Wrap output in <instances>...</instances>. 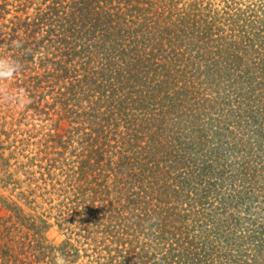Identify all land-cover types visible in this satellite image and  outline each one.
<instances>
[{"label": "rangeland", "instance_id": "rangeland-1", "mask_svg": "<svg viewBox=\"0 0 264 264\" xmlns=\"http://www.w3.org/2000/svg\"><path fill=\"white\" fill-rule=\"evenodd\" d=\"M217 5L221 0H0V60L18 64L13 77L0 78V264H57L59 256L67 264H140L152 205L171 175L154 163L151 140L122 131L128 69L117 46L100 50L94 19L101 9L121 11L114 29H127L115 43L122 46L140 34L129 36L132 27L147 28L154 41L153 32L169 27L163 34L170 35L190 13ZM167 52L147 57L166 75L162 86L175 77ZM197 81L211 93L204 74ZM110 86L121 92L109 98ZM136 216L141 226L130 235L140 243L127 235Z\"/></svg>", "mask_w": 264, "mask_h": 264}, {"label": "trees", "instance_id": "trees-1", "mask_svg": "<svg viewBox=\"0 0 264 264\" xmlns=\"http://www.w3.org/2000/svg\"><path fill=\"white\" fill-rule=\"evenodd\" d=\"M261 1L221 0L222 5L206 14L192 12L191 21L171 26L170 35L163 34L169 27L153 32L154 41L148 40L153 34L147 28L132 27L127 34L140 32L139 40L131 37L122 46L115 43L127 29H114L121 11L101 9L94 19L100 50L115 52L117 46V55L125 60L121 64L128 69V92L119 97L122 131L134 139L151 140L146 146L154 149V163L171 175L152 205L156 214H149L152 229L145 235L140 264L154 259L155 264H264ZM64 30H56L59 38ZM156 50L168 51L165 59L171 60L175 73L172 85H159V76L166 75L147 63L148 52ZM127 52L133 56L126 60ZM183 65L188 70L181 69ZM176 74H182L181 79ZM201 74L213 88L209 94L204 92L207 84L197 81ZM177 78L183 85L177 86ZM110 87L109 98L121 92ZM136 89L142 97L134 100V94L141 93ZM136 219L127 235L141 226Z\"/></svg>", "mask_w": 264, "mask_h": 264}, {"label": "clouds", "instance_id": "clouds-1", "mask_svg": "<svg viewBox=\"0 0 264 264\" xmlns=\"http://www.w3.org/2000/svg\"><path fill=\"white\" fill-rule=\"evenodd\" d=\"M18 71V64L12 60H0V78L8 79ZM57 264H67L63 256L57 258Z\"/></svg>", "mask_w": 264, "mask_h": 264}]
</instances>
